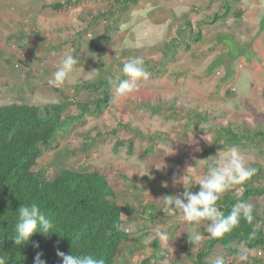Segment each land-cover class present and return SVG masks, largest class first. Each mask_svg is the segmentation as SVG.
I'll return each instance as SVG.
<instances>
[{
    "label": "rangeland",
    "instance_id": "1",
    "mask_svg": "<svg viewBox=\"0 0 264 264\" xmlns=\"http://www.w3.org/2000/svg\"><path fill=\"white\" fill-rule=\"evenodd\" d=\"M56 1L63 0H0L3 6L5 4L4 10L13 12L18 11L20 5L30 3L24 7L30 11L26 17L27 21H12L8 19V13H3L2 9L0 11V32L8 34L15 31L20 35L24 32L29 36L23 46L15 33L10 35L11 38L5 41L4 45H0V106L13 103L51 104L61 109L64 116L68 113L74 114L75 122L58 137L56 148L43 152L39 161L40 166L48 168L51 176L62 167L99 170L110 179L124 203L146 207L145 212L137 220L125 225L130 232V238L123 244L116 264L189 262L200 246L199 244L194 248L190 242V235L199 233L203 239L206 238L209 222L187 223L178 212L170 210L166 213L163 210L164 196L185 191L182 183H173L174 178L179 180L185 176L188 190L191 184L197 185V180L207 173L209 167L216 166L221 158L229 157L233 149L244 158L247 167L255 163L264 167V142L253 147L223 148L217 145L210 155L204 154L213 142L217 126L228 123L242 126L246 123L253 128L264 130L262 83L264 74L260 71L255 72L251 66L253 63L248 59L251 55H256L257 59L262 57L254 51L251 42L248 45L245 41L249 37L248 34L262 35L264 23L254 25L251 22L244 23L241 19L238 26L226 27L223 23L224 28L228 29L219 33L222 35L223 45L230 50L229 58L221 61L222 57L218 56L215 62L211 63L216 58L212 53L217 50L212 47L211 32L215 28L211 26L209 15L218 9L212 4L198 5L201 6L200 11H194L189 15L192 17L190 19H197L198 14L202 19L197 27H201L204 37L192 48L194 54L201 56L189 57L191 62L196 63L195 66L192 65L189 70L183 69L184 62L180 53L187 52L188 48L184 43H178L176 39L170 45L171 54L174 56L170 63L164 56L170 52L169 50L152 47L155 57H150L149 61L158 63L162 58L164 61L161 63L163 65L161 70L156 72L153 69L149 72L147 80H138L134 91L126 97H118L113 87V98L108 108L99 116L85 115L81 119L78 117L79 107L74 101L77 98L72 91L74 86L93 78L112 77L114 73L120 72L123 62L134 58V55L146 57L145 47H149L146 43L161 41L167 36L173 24L178 27V19L173 24L164 21L152 22V17L148 18L146 14L139 12L126 20L125 14L129 10L117 11L113 14H122L121 21L119 16L115 18L116 22L112 23L105 33L106 22L102 18L93 26L89 22L95 14L109 8L107 2L84 0L62 11H54L48 7L49 19L39 24V16L35 15V12L39 11L43 3L50 4ZM226 1L239 2L187 0V2ZM174 9L181 10L177 7ZM173 13L177 18L180 15L177 11ZM180 17L183 18L184 15ZM144 18H147L148 24L143 23V27L146 25L147 30L140 34L137 42L132 41L129 34L123 43L119 42V46L114 44L115 35L118 34L119 37L120 32L129 28L130 32H133L141 23L137 20ZM35 19L36 23L33 22ZM223 25L218 28L221 29ZM101 33L105 35L101 37ZM51 34H55L56 38ZM144 37H147L145 41ZM240 39L248 46H241L242 42L241 44L238 42ZM14 42L19 52L22 48L25 49V57L20 54L2 53L4 49L9 48L12 51L15 48ZM39 43L41 45H37ZM46 44L49 47L45 48ZM67 54L77 57L79 62L58 92L49 85L48 80L53 77L55 66L59 64L61 57ZM171 67L174 69L171 70ZM192 76L194 78L199 76L200 86L197 85L195 88L190 86V93L188 90L180 93L176 88L178 81L186 78L185 82L190 84ZM155 81L156 85L153 84ZM230 90L231 93L227 92ZM61 93L70 94V98L65 100ZM88 96V92H84L79 98L82 100ZM115 127L118 128L116 134H106ZM155 137L158 141L148 153H145V149L153 144ZM117 140H121L122 145H118ZM143 176L144 179L149 176V184L151 181L155 182L161 191L153 192V184L146 185L142 180ZM253 201L264 204V199L261 198ZM157 228L166 233L167 239L157 235ZM217 255L225 256V251L220 245L210 254L208 260L214 259ZM255 257H262L263 261L260 264H264V253L259 255L258 250L245 251L237 264H255Z\"/></svg>",
    "mask_w": 264,
    "mask_h": 264
},
{
    "label": "trees",
    "instance_id": "2",
    "mask_svg": "<svg viewBox=\"0 0 264 264\" xmlns=\"http://www.w3.org/2000/svg\"><path fill=\"white\" fill-rule=\"evenodd\" d=\"M82 1L84 0L56 1L48 4V7L54 11H62ZM98 1L107 2L109 8L95 14L89 23L93 26L102 18L106 22L105 32L116 18L113 13L130 11L140 2ZM230 13L231 5L226 3L223 10L214 11L209 19L211 22L223 20ZM236 15L240 17V13ZM192 24V21H187L189 36L185 35L182 40L188 49L192 42L201 41L204 37L201 27L195 29ZM143 60L145 65V59ZM162 61L156 66L161 65ZM121 78L125 79L123 75ZM108 79L109 77L93 78L72 85V91L77 97L74 101L80 111L79 118L82 119L85 115L99 116L108 108L113 98V86L108 83ZM54 88L58 92L61 90L60 87ZM84 92H88L89 96L81 100L79 96ZM227 92L231 93V90ZM61 95L65 100L70 98L68 93ZM199 118L202 119L201 116ZM74 122V114L64 116L61 109L51 104L13 103L0 106V258L4 264H36L38 255L47 264H61L58 251L93 255L97 259L102 258L105 264H116L123 244L130 238L125 225L137 220L146 210L140 204L124 203L110 179L99 170L62 167L51 176L48 168L40 166L43 152L56 148L58 137ZM117 131L118 128L115 127L106 134H116ZM153 141L145 149V153L152 149L158 141L157 137ZM262 142L264 130L246 123L242 126L228 123L215 128L213 142L204 154L210 155L217 145L223 148L253 147L262 145ZM122 143L117 140L118 145ZM250 167L256 169L255 174L244 184L236 185L223 193L217 201V207L227 216L239 201H251L253 221L248 223L242 218L238 226L221 238L207 236L201 241L196 254L183 264H209L208 257L218 245L225 251L226 264H237L245 251L258 250L259 255L264 253V204L253 201L264 199V167L257 163ZM142 180L148 186L153 184V192L161 191L155 182L151 181L149 184V176L146 179L143 176ZM189 190L198 192L199 185L191 184ZM32 202L37 203L53 221L54 231L58 233L47 237L35 233L29 243L18 246L14 239L17 211L23 204ZM156 243L158 244L157 241ZM262 259L255 257V264H260Z\"/></svg>",
    "mask_w": 264,
    "mask_h": 264
},
{
    "label": "clouds",
    "instance_id": "3",
    "mask_svg": "<svg viewBox=\"0 0 264 264\" xmlns=\"http://www.w3.org/2000/svg\"><path fill=\"white\" fill-rule=\"evenodd\" d=\"M20 55L25 57V54ZM78 62V58L71 54L63 55L59 64L55 66L53 77L48 80L49 85L61 87ZM143 65L144 60L142 57L126 59L120 72L109 77L108 83L115 88L118 97L128 96L136 88L138 80L149 78L150 74ZM121 73L127 79H122ZM255 172L256 169L247 167L244 158L233 149L229 157L221 158L216 166L209 167L207 173L197 180V185H199L197 193L187 189L185 176L179 180L174 178L173 183H182L185 191L181 194L164 196L165 206L163 210L166 213L171 210L182 214L187 223L195 222L199 224L208 221L206 228L208 236L221 238L238 226L242 218L248 223L253 221L251 204L239 201L233 205L231 212L224 216L217 207V201L226 191L232 190L236 185L244 184ZM165 186H167L166 182ZM17 213L14 239L18 246L29 243L35 233H41L46 237L58 233L54 231L53 221L44 214L35 202L23 204ZM156 232L161 238L167 239L166 233L161 229L157 228ZM202 239L203 237L199 233L190 235V242L194 245V248L200 244ZM35 246L39 247L38 244ZM57 255L61 258V264H105L102 258L97 259L88 254L75 255L72 251L71 254L58 251ZM0 264H4L2 258H0ZM36 264H47V262L40 259L38 255ZM209 264H226V262L222 255H217L210 260Z\"/></svg>",
    "mask_w": 264,
    "mask_h": 264
},
{
    "label": "crops",
    "instance_id": "4",
    "mask_svg": "<svg viewBox=\"0 0 264 264\" xmlns=\"http://www.w3.org/2000/svg\"><path fill=\"white\" fill-rule=\"evenodd\" d=\"M143 1L144 0H140V2H138V4L135 5L133 9H131L130 11H128L125 14V15H127L126 20H129L130 17L133 18L135 13L137 14L139 12L146 14L148 16V18L152 17V19H151L152 22L164 21V22H168V23L172 22V24H173V22H175V20L178 19V21H177L178 27L174 26V24H173L172 28L171 27L169 28V30L167 32V36L165 38H163L161 41L158 40L157 42H152V44L146 43V45L147 46L149 45V47H145V51H146V54H147L146 57L147 58L145 56H142V58L145 59V65H143V66H144V68L146 70H148V72L153 71V69L156 72L157 71L159 72L161 70V68H162L161 66H163V65L162 64L161 65L158 64V66H155V65H157V63L149 61L150 57H155V53H153L152 47H156V48L163 47V48H165V51L169 50L170 52L165 53L164 56H166L165 60H168V63H170L171 59L174 58V56L171 54V47H170V45H172V43H173L172 41L174 39H176V40H178V43L182 44L183 43L182 40L186 37L185 35L189 36V31H188L189 27L187 25V21L188 20L192 21V23H193L192 25L196 29V28H198L197 27L198 23L202 20L198 14H197V16H198L197 19H190L192 17L189 16V15L192 12L201 9V6L199 8L198 7L195 8L194 6H197V5L204 6L205 4L207 6L208 4H210V2H187V0H182V2H163V3H161V2H149V0H145V2H143ZM237 1H239V2H211L213 7L216 6L217 9H221V10H223V7L225 6L226 3H230V5H231V13L226 19L212 22L211 26L215 28V30H213L211 32V40H212V43H213L212 47L215 48L217 51L212 53V55L214 57H216V58L211 63L215 62V60L217 59L218 56L222 57L221 61H223L224 59L226 60V59L229 58L230 50L227 49L223 45V43H222V35L219 33V32H222V31L228 29V28H224L225 24H226V27L229 26V25L230 26H233V25L238 26L239 19H241L244 23H250L251 22L254 25H258L260 23H264V2H242L243 0H237ZM160 3H161V5H159ZM164 3H166V4H164ZM2 4H3V2H0V11H1V9L2 10L5 9V4H4V6ZM28 5H30V3L26 4L25 6H28ZM25 6L20 5V7L18 8V11H15V12H13L12 10L10 11V10L6 9V10H4L3 13H5V12L8 13V15H9L8 19H10L12 21L23 22V21L26 20V17H28L29 14H30V11L28 9L24 8ZM164 6H167V7L164 8ZM176 7H177V9L181 8V10L179 11V10L174 9ZM35 9H37V8H35ZM173 11H177L178 14H180L178 16V18H177V16L174 15ZM49 12L50 11H49V8H48V3H45V4L43 3L40 6L39 11L35 12V15L39 16V22H40L39 24H41L42 22H44V23L47 22V19H49V15H50ZM238 13H240V17H237L236 14H238ZM183 15H184V17L181 18L180 16H183ZM114 16L115 15H113V17ZM118 16L120 17L119 18V20H120L122 14H116V18ZM132 18H131V20H132ZM247 18H249L250 20H247ZM139 21L141 22L139 24V27L134 28L133 32H130L131 29L129 27H128L129 30L127 29V30H124L123 32H120L119 37H121L122 39L118 37V34L115 35L116 38L114 40V44H117L119 46V42L123 43L124 38L127 37L129 34H130L129 38L132 41L137 42L140 34H142L143 32H145L147 30V26L144 25V27H143V23L148 24L147 18L146 19L144 18L142 20H137V22H139ZM33 22L36 23L37 19H35ZM115 22H116V19H114L113 24ZM223 23H224V25H223ZM220 25H223V27H222L223 29L222 28L221 29L218 28V26H220ZM178 30H181V32L179 33ZM171 32L174 33V34H170ZM14 33L17 34L15 31L11 32V33L9 32L8 34H3L2 32H0V45L1 46L4 45L5 41H7V40H9L11 38L10 35L11 34L14 35ZM105 33H101V35L103 36V35H105ZM22 34L21 35L17 34V36L20 39V43H22V46H23V45H25L26 39H28L29 36L24 34V32ZM51 35L53 36V38H56L55 34H51ZM262 35L250 36L248 34L249 37L248 38L246 37L247 39L245 41H247L248 45L251 42L250 45H252L254 51L256 53L260 54V56L262 57V59H257L255 57L256 55L255 56L251 55L248 58L249 61L253 63V65H251V66L254 67L255 72L260 71L262 74H264V42H263V40H264V32H263ZM146 39H147V37H144L143 41H145ZM245 41L243 42L240 39L238 42L240 44L242 42V44H241V46H242V45H247V44H244V43H246ZM198 42L194 41V42L191 43V47L188 49L189 52L187 51V52L180 53V56H181V58L183 59V62H184L182 64L184 70H189V69H191L192 65H194V66L196 65L195 62H191L190 61V59H189L190 56H192L193 58L195 56H197V55L201 56L200 54H197V55L194 54L193 51H192V48ZM37 45H41V43H39ZM54 46H56V45H54ZM13 47H15V48H13L12 51H11L10 48L8 49L10 51H8L7 49H4V51H2V53L4 55H8V54H11V55H13V54H25V49H23L22 47H20V48H22L21 52H19V50L16 49V47H18V46L15 44V42L13 43ZM47 47H49L48 44L45 45V48H47ZM249 48H251V47H249ZM52 50L54 51L55 49L53 48ZM241 51L243 52L244 50H241ZM243 53H245V52H243ZM162 55H163V53H162ZM135 57H137V56L134 55V58ZM161 60H163V59L161 58ZM170 69L173 70L174 67H171ZM199 70L201 71L200 67H199ZM192 77L193 78H191L190 84L188 82H185L186 78H183L182 81H178V83L176 85V88L179 89L180 93H185V91H187V90L190 93L191 92L190 86H192L194 88L197 85L200 86V84H199L200 83L199 76L196 77V78H194V76H192ZM125 79H126V77H125ZM262 83L264 84V76H263V79H262ZM153 84L156 85V81L153 82ZM197 91H199V90H197Z\"/></svg>",
    "mask_w": 264,
    "mask_h": 264
}]
</instances>
